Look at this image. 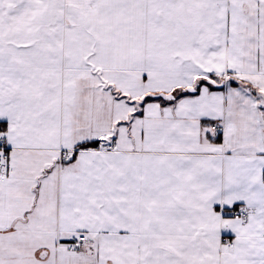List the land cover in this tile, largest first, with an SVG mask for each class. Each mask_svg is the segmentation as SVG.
<instances>
[{
  "label": "snow or ice",
  "instance_id": "1",
  "mask_svg": "<svg viewBox=\"0 0 264 264\" xmlns=\"http://www.w3.org/2000/svg\"><path fill=\"white\" fill-rule=\"evenodd\" d=\"M0 264H264V0H0Z\"/></svg>",
  "mask_w": 264,
  "mask_h": 264
}]
</instances>
